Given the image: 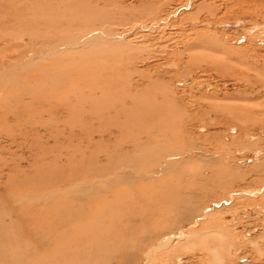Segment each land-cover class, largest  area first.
<instances>
[{
    "label": "rangeland",
    "instance_id": "1",
    "mask_svg": "<svg viewBox=\"0 0 264 264\" xmlns=\"http://www.w3.org/2000/svg\"><path fill=\"white\" fill-rule=\"evenodd\" d=\"M132 193L153 220L96 264L218 230L222 264H264V0H0V264H78L61 239Z\"/></svg>",
    "mask_w": 264,
    "mask_h": 264
},
{
    "label": "bare ground",
    "instance_id": "2",
    "mask_svg": "<svg viewBox=\"0 0 264 264\" xmlns=\"http://www.w3.org/2000/svg\"><path fill=\"white\" fill-rule=\"evenodd\" d=\"M91 38H86V39H83L82 41H78V42L75 40L72 45H76V46L82 45V46H84L86 43H88V41L90 42ZM95 39H96V37H95ZM65 49H66V47H65ZM107 157H108L107 159H110L109 156H107ZM121 176H122V174H121ZM77 187L78 186L76 185L75 190L78 189ZM100 192H105V191H98V192L95 191L94 194L96 195V194H98ZM107 193L109 194L110 192H107ZM139 194L140 195L132 193L130 198L128 196L124 197V199L127 198V200L123 201V202H125L124 203L125 205H119L118 207H115V205L113 207V205L110 202V200H107L109 197L106 198V201L101 202V204H99L97 202L93 203L92 207L95 206L97 209H100L99 211L102 214L101 213L96 214L95 213L96 210L95 209L92 210V214L87 219L88 221L86 220V224L84 225L83 229H80V231L76 234V236L81 234V239L78 240L77 246L75 248L69 249V245H72V244L75 243V241L72 238L70 240L61 239L63 244H64V246H65V248H64V246L61 245V243H62L61 242L60 245L62 246L61 248H63V249H60V250H63V251L66 250V253H64L62 259L65 260L64 257H66L67 254L70 251H72V252L75 251V253L73 255L79 260L78 264H96V261L94 259L100 257L99 256L100 253H104L105 254L106 252H108L107 254H109L110 251H112L116 247H120L121 244H124V245H122V247L126 246L125 244H130L131 238L136 237L134 235L137 234L138 231L142 230L141 228L144 227V226L143 225L138 226L139 225L138 224V225H136V228H133L132 230H131V228L134 227L135 224L138 223V221L140 223H142V224H147L148 222L153 220V219H149V220L143 219L142 215H141L142 212L138 208V206L141 207L140 209H142L145 206H148L147 208H150L149 206H151V203H153V201H154L153 193L152 194L150 193V195L148 194L149 196L148 195L142 196L143 195L142 193H139ZM160 194H162V193H160ZM158 196L160 197L159 194H158ZM115 203H117V202H115ZM129 204H131V205L129 206ZM158 204H160V203L156 202V203L152 204V205L156 206V208L154 209V211H156V212L158 210V208H157ZM86 205L87 204L84 203V206H86ZM88 205H89V203H88ZM122 208H125V209L127 208V209L125 210V209H122ZM115 209H117V210H115ZM124 210L127 211V214L125 215V217L121 215V212L124 211ZM95 216L98 217L97 218L98 221L96 220L97 222L91 223V221H93ZM90 219H92V220H90ZM213 219H214V216H212L211 220H213ZM212 225H214V228L218 227V225H217V227H215L216 226L215 221H214V223H212ZM218 231H219V238L220 239L218 240V242L216 241L217 242L216 243L217 246H212L211 243H210V239H207L208 235H205L203 233L197 234L196 237H194V238L193 237L187 238L186 242H184V243H181L180 239H177V238L173 239L170 236L168 239L163 241V247H168L169 248L170 245L172 243L176 242V241H180V243H177V247H175V250L173 252H166L165 254H162L161 256H157V261L158 260H162V259H166V261L168 260V261H170L173 264L175 258L179 257L180 255L189 254V253L192 254L194 252L192 250V248H193V246L195 244L198 243V241H197L198 238L205 236L204 239L202 238L200 241H201V243L204 241V243L208 244L207 247H206V245L202 244V246H203L202 248H204V250L207 249L208 251H211L209 253H212V262H210L211 261L210 260L209 262L206 263V261H204V259H199V261L201 262V264L202 263H204V264H222L223 259L225 257L224 255H226L227 258H228V255H227V253L221 251V247H220L219 241L221 239H224V237H222V235L224 233L223 232L221 233L220 230H218ZM216 232L217 231H215L213 233L216 234ZM140 233L142 234V232H140ZM140 233H138V234H140ZM148 235H149L148 233H144L142 236L141 235H137V236H140L142 238V237L148 236ZM133 240H135V239H133ZM206 240H208V242ZM227 245H229V244H227ZM224 246H225V244H224ZM12 247H14V244L12 245ZM231 248L232 247H230L229 249L231 250ZM186 249H189V251H185ZM207 252L205 251V253H207ZM150 253L151 252L147 253V257H149ZM229 253H231V252L229 251ZM155 255H159V254L156 253ZM205 257H206V255H205ZM17 258H20V257L11 256V260L13 262H15L14 259H17ZM18 262L19 263H17V262L16 263L17 264H22L23 263V262H20L19 260H18ZM152 264H153V262H152Z\"/></svg>",
    "mask_w": 264,
    "mask_h": 264
}]
</instances>
